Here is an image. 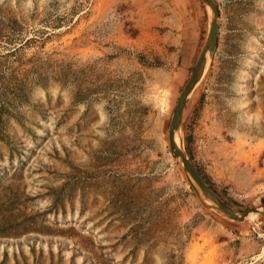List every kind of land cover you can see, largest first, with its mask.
I'll list each match as a JSON object with an SVG mask.
<instances>
[{"label":"rangeland","instance_id":"obj_1","mask_svg":"<svg viewBox=\"0 0 264 264\" xmlns=\"http://www.w3.org/2000/svg\"><path fill=\"white\" fill-rule=\"evenodd\" d=\"M217 3L185 148L246 212L264 207V0ZM209 23L202 0H0V264H264V218L206 208L169 145Z\"/></svg>","mask_w":264,"mask_h":264},{"label":"water","instance_id":"obj_2","mask_svg":"<svg viewBox=\"0 0 264 264\" xmlns=\"http://www.w3.org/2000/svg\"><path fill=\"white\" fill-rule=\"evenodd\" d=\"M202 1L205 4L210 21L208 38L195 66L193 74L179 97V101L177 103L169 128V145L172 154L181 161L188 182L203 205L232 222L243 223L248 218L254 216H261L264 218V207L252 208L246 212H239L228 205L208 186V184L195 168L185 148V139L183 133L184 111L189 102L190 95L193 93L199 83L201 81L203 82L206 70L210 68L218 47L220 18L218 3L216 0Z\"/></svg>","mask_w":264,"mask_h":264},{"label":"bare ground","instance_id":"obj_3","mask_svg":"<svg viewBox=\"0 0 264 264\" xmlns=\"http://www.w3.org/2000/svg\"><path fill=\"white\" fill-rule=\"evenodd\" d=\"M216 1H217V0H216ZM210 69H211V68H209V69L206 70V73H205V76H204L203 82L205 81V79H206V77H207V75H208ZM229 76H230L229 74L224 73L222 79H223V80H228ZM203 82L201 81V82L199 83V85L196 87V89L193 91V93L190 95L189 102H190L191 99L193 98V96H194V94L196 93L197 89L203 84ZM177 142H178V137H177ZM178 144H179V143H178ZM254 217H256V216H254Z\"/></svg>","mask_w":264,"mask_h":264}]
</instances>
